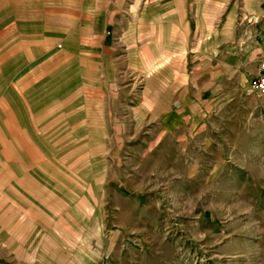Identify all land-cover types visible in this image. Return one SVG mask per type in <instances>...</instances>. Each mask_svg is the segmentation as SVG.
<instances>
[{
	"label": "rangeland",
	"instance_id": "374dc122",
	"mask_svg": "<svg viewBox=\"0 0 264 264\" xmlns=\"http://www.w3.org/2000/svg\"><path fill=\"white\" fill-rule=\"evenodd\" d=\"M104 1L0 0V264H264V95L178 97L126 54L170 0Z\"/></svg>",
	"mask_w": 264,
	"mask_h": 264
},
{
	"label": "crops",
	"instance_id": "0c3cea01",
	"mask_svg": "<svg viewBox=\"0 0 264 264\" xmlns=\"http://www.w3.org/2000/svg\"><path fill=\"white\" fill-rule=\"evenodd\" d=\"M139 2L133 0L127 4L125 33L135 31L132 21L137 16ZM109 3L105 0L103 8H109ZM121 4V0H115L116 8ZM150 6L147 3L144 7L145 15ZM161 10L152 13L156 19L154 16L146 20L149 27L146 39L140 40L141 47L137 52L136 47H129L126 54L147 59L159 57L160 53L153 52V43L164 45L163 50L179 59L176 67L169 64L180 75L175 77L174 93L178 97L182 90L191 88L201 100L206 95L220 97L226 89L245 88L258 74V60L264 56V0H195L189 5L183 0L178 3L170 0ZM174 104L183 109L185 103L176 100Z\"/></svg>",
	"mask_w": 264,
	"mask_h": 264
},
{
	"label": "built area",
	"instance_id": "2783aa9c",
	"mask_svg": "<svg viewBox=\"0 0 264 264\" xmlns=\"http://www.w3.org/2000/svg\"><path fill=\"white\" fill-rule=\"evenodd\" d=\"M248 89L257 95H264V56L258 60V74L250 80Z\"/></svg>",
	"mask_w": 264,
	"mask_h": 264
}]
</instances>
